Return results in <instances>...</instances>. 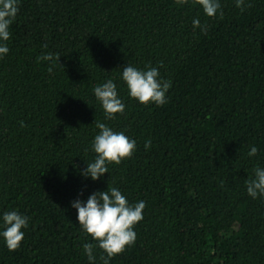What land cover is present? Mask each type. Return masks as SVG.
Wrapping results in <instances>:
<instances>
[{"label": "trees", "instance_id": "obj_1", "mask_svg": "<svg viewBox=\"0 0 264 264\" xmlns=\"http://www.w3.org/2000/svg\"><path fill=\"white\" fill-rule=\"evenodd\" d=\"M219 2L222 19L175 0H17L0 41V232L8 211L29 223L15 252L0 235V264H90L83 246L98 242L72 204L109 187L146 204L109 264H264V195L247 192L264 168V0ZM48 52L53 73L37 62ZM128 65L171 81L164 105L130 97ZM109 79L125 105L113 120L94 93ZM96 121L136 149L93 181Z\"/></svg>", "mask_w": 264, "mask_h": 264}, {"label": "clouds", "instance_id": "obj_2", "mask_svg": "<svg viewBox=\"0 0 264 264\" xmlns=\"http://www.w3.org/2000/svg\"><path fill=\"white\" fill-rule=\"evenodd\" d=\"M244 2L245 0H236V6L241 9V12L245 10ZM175 3L179 7L189 3L193 7L199 5L208 17L214 18L220 12V18H223L219 0H175ZM17 14V0H0V41H9L11 36L9 29ZM193 27L200 28L205 33L207 31V27L202 26L199 19L193 20ZM44 47L46 48L47 45ZM8 52L7 44L0 45V57L7 55ZM60 58L58 54L53 55L48 52L38 56L37 62H49L48 72L53 73L56 62L60 61ZM159 77L158 69L151 66L146 71L131 65L122 70V79L127 85L130 97L145 106L150 103L162 106L167 102L166 94L172 87V83ZM94 93L104 109L106 120H113L116 114H122L125 111V105L118 98L117 85L111 79L95 87ZM95 127L99 129V134L95 136L92 148L97 155L94 162L88 163L82 175L98 181L105 173H108V164L119 165L123 160L132 157L136 142L130 140L123 132H114L105 123L96 121ZM150 147L151 140L145 143L146 149ZM257 152L258 149L252 146L248 155L256 156ZM247 192L252 198L264 195V168L254 169V178H249L247 181ZM72 207L78 212L80 227L98 242V244L86 243L83 246L90 264L96 260L93 249L97 246L106 254L100 257L103 264H109L112 258L122 254L128 246L134 245L137 239L134 227L143 220L146 204L141 201L134 206L130 205L120 190L109 187L107 191L91 195L86 203L74 201ZM28 223V218L17 211L4 213V230L0 232V235L3 236L9 251L15 252L19 249L24 240L22 229L26 228Z\"/></svg>", "mask_w": 264, "mask_h": 264}]
</instances>
